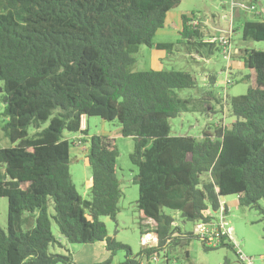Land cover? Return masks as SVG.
Segmentation results:
<instances>
[{"label": "trees", "instance_id": "trees-1", "mask_svg": "<svg viewBox=\"0 0 264 264\" xmlns=\"http://www.w3.org/2000/svg\"><path fill=\"white\" fill-rule=\"evenodd\" d=\"M180 3L0 0V98H6L0 129L11 144L0 148V198L8 200L0 264H75L53 234V223L69 244H106L109 257L93 264H111L118 250L127 252L122 264L168 259L176 248L189 257L187 248L199 236L182 231L177 215L195 226L216 224L230 195L242 207L264 211L259 204L264 199V52L240 51L252 86L228 104L232 124L204 131L200 140L171 136L170 124L184 113L207 111V104L199 107L175 92L195 88L196 79L182 71L133 70L140 47H154ZM195 17L181 15L179 35L189 44L213 46L202 42L200 24L192 25ZM242 41L264 42V21H246ZM210 79L215 85L216 78ZM90 117L118 121L121 135L135 140L130 160L137 168L136 206L157 242L134 257L128 246L109 237L101 221H116L120 211L119 153L113 138H88V128L81 130L82 120ZM65 133L82 134L89 143L90 201L73 183V138ZM200 239L206 250H234L226 237L216 247Z\"/></svg>", "mask_w": 264, "mask_h": 264}, {"label": "rangeland", "instance_id": "rangeland-1", "mask_svg": "<svg viewBox=\"0 0 264 264\" xmlns=\"http://www.w3.org/2000/svg\"><path fill=\"white\" fill-rule=\"evenodd\" d=\"M247 1L181 0L180 5L173 11L184 16L195 14V18L201 20L200 25H204L200 26L203 36L208 39L210 36L230 38L229 60L223 56L217 44L212 49L200 47L197 43L189 44L180 35L171 34V26L167 27L166 33L158 34L154 38V47L141 46L138 54L135 55L137 62L133 68L134 71H182L191 74L196 79L195 88L176 90L175 92L181 99L189 100L199 107L202 104H207V111L194 110L171 119V136H192L200 140L204 131L213 133L215 127H229V124L235 120L230 116L228 104L232 98L246 94L252 86V82L246 79L249 71L244 66L241 54H238L236 49L264 52V42L242 41L241 23L245 20L264 21V10H261L264 8V0H255L256 2H254V8L257 9L260 16H252L250 12L245 11L248 6ZM236 12L242 13L240 20L234 17ZM232 25L234 32L230 33L228 30ZM159 44L161 48L158 49L157 45ZM211 76L216 78L215 85L212 86H210ZM3 100L4 98H0V114L4 110ZM88 123V138L94 135L110 136L114 139L118 150L116 174L123 193L119 203L120 211L116 221L108 217H102L101 221L105 223L109 237L117 243L128 246L134 257L144 247L142 239L145 234L142 233H149L153 228L146 222H141L136 206L139 190L138 186L133 183V179L137 174V168L130 160V156L134 152L135 140L121 135V126L118 121L110 122L99 117H90ZM33 132L31 129L30 133ZM65 135L69 139L75 137L70 150V173L73 183L82 199L90 201L92 177L87 159L89 143H83L82 137L81 145H74L79 134L65 133ZM8 147H11V144L0 129V148ZM3 174L4 170L0 168V178ZM222 203L226 206L227 212H219L216 217L220 224L224 214V222L232 236V242L229 240L226 242H230V245L234 246V250L228 247L206 250L201 237H199L193 239L187 248L189 257L186 256L184 249L176 248L171 251V259L168 256L170 264H249L250 260L253 264H264V211L240 206L235 195L225 197ZM259 204L264 209V199ZM165 211L169 213L168 210ZM53 212L51 207L50 213ZM7 218L8 200L0 198V228L4 231L7 229ZM176 219V225L182 231L195 233L194 223L182 220L179 215L176 216ZM52 231L72 254L75 264L102 263L109 257L105 243L69 244L61 237L54 223ZM51 251L59 254L65 253L60 248H51ZM238 251L247 257L246 261L239 259ZM126 253V250H118L111 264H122L125 261ZM164 259L163 256L160 257L161 262H164Z\"/></svg>", "mask_w": 264, "mask_h": 264}, {"label": "built area", "instance_id": "built-area-1", "mask_svg": "<svg viewBox=\"0 0 264 264\" xmlns=\"http://www.w3.org/2000/svg\"><path fill=\"white\" fill-rule=\"evenodd\" d=\"M251 9H254V7L251 6ZM192 25L194 27L199 25V20L196 19L195 21L192 22ZM206 43L210 44H218L221 50V53L225 58H230V51H231V43H230V38L220 36L218 38H209ZM81 130H85V119L82 120L81 123ZM83 137L82 134H79V136L75 139L74 145H81V138ZM221 212H224L221 210ZM224 218V214H223ZM225 220H221L220 224L218 227H212L211 224H204L200 223L196 226L195 233L197 236L201 237L206 245L216 247L219 244H221L222 239L226 237L227 239L232 241V236L230 234V229L226 226ZM157 242V238L153 233H147L143 235L142 243L144 246H152ZM238 256L241 261H246L247 257L243 255L241 251H238ZM152 261H157V258L153 257ZM249 264H253L250 260Z\"/></svg>", "mask_w": 264, "mask_h": 264}, {"label": "crops", "instance_id": "crops-1", "mask_svg": "<svg viewBox=\"0 0 264 264\" xmlns=\"http://www.w3.org/2000/svg\"><path fill=\"white\" fill-rule=\"evenodd\" d=\"M254 2H256L255 0H248L247 1V5L249 6H247V9L245 10V11H248V12H250V15H252V16H260L259 15V13L257 12V9L256 8H254V9H251V6L252 7H254ZM224 7H225V4H224ZM234 7H235V4H234ZM261 10H264V8L263 9H261ZM254 12V13H253ZM234 14V13H233ZM242 13L241 12H236L235 13V15H234V17L235 18H238L239 20H240V15H241ZM181 15L182 14H178L177 12H172L171 13V16H170V14H169V16H168V18H167V23H166V25H165V28L163 29V30H161V31H159L158 32V34H163V33H166V29H167V27H169V26H171V34H178L179 35V29H180V27H181ZM199 20V24H200V19H198ZM246 21H250V20H245L243 23H241L240 24V29H241V33H242V26H243V24L246 22ZM200 26H204V25H200ZM234 26L232 25V26H230L229 27V32L231 33V31H233L234 32ZM158 34H157V36H158ZM212 37H214V36H210V38H212ZM207 37H205V39L202 41V42H204V43H206V41H207ZM230 43H231V41H230ZM160 45V44H159ZM218 45V44H217ZM216 46V44H214L213 46H207L206 48H208V49H212L213 47H215ZM219 46V45H218ZM220 48V47H219ZM240 51L241 50H239V49H236V52H238V54H240ZM210 54V53H209ZM210 86H212V85H210ZM86 128H88V130H89V123H88V119L86 120V122H85V130H86ZM87 130V131H88ZM89 136V135H88ZM110 137V136H109ZM72 138H75V137H72ZM222 211H224V213H226L225 212V206L223 205V203H222ZM217 218V217H216ZM222 220H225L224 218L222 219ZM216 224H212L211 225V228L212 227H218L219 226V222H218V219H217V222H215ZM146 224H148V223H146ZM169 257H170V255H169ZM169 257H168V259H164V262H161L160 261V258H157V261H149V262H145V263H143V264H151V263H155V264H170L169 263V260L171 259V257H170V259H169Z\"/></svg>", "mask_w": 264, "mask_h": 264}, {"label": "water", "instance_id": "water-1", "mask_svg": "<svg viewBox=\"0 0 264 264\" xmlns=\"http://www.w3.org/2000/svg\"><path fill=\"white\" fill-rule=\"evenodd\" d=\"M0 93H2V89H0ZM4 100L6 101V98Z\"/></svg>", "mask_w": 264, "mask_h": 264}]
</instances>
